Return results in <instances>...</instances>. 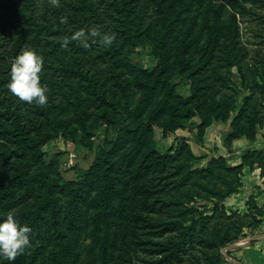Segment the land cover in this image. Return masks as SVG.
Here are the masks:
<instances>
[{"label":"rangeland","instance_id":"obj_1","mask_svg":"<svg viewBox=\"0 0 264 264\" xmlns=\"http://www.w3.org/2000/svg\"><path fill=\"white\" fill-rule=\"evenodd\" d=\"M45 1L52 5L50 0ZM209 2L214 8L204 22L203 13ZM194 3L188 22L179 24L180 27L169 35L160 33L162 16L150 7L146 20L152 23V28L146 33L142 46L123 44L134 52L129 59L104 60L95 53H65L58 47L49 46L43 37L39 46L32 47L35 50L38 46L36 52L43 59L40 82L47 85L48 104L53 105L52 114L58 120L55 122L58 128L54 122L39 120L42 133L47 137L46 143L41 152L31 151L25 158L18 157L17 161L30 165L32 172L43 169L50 177L62 179L56 182L52 200L44 207V216L50 218V223H42L40 230L31 229L30 246L16 257L29 256L31 264H100L104 252L109 249L116 254L118 263L129 264L124 260L128 251L137 257L147 254L144 248L151 246L153 241L181 240L185 234L179 230V225L183 223L185 227H193L186 235L187 241L178 245L176 255L164 258L159 264H213L218 258L226 264L225 248L233 242L248 239L246 236L260 229L262 214L253 215L255 209L251 206L246 211L228 209L222 201L220 204L226 214L220 208L216 213L212 210L214 202L219 200L211 193V188L223 187V183L217 179L218 169L208 170L215 152L206 149L198 153L200 149L194 148L191 141L195 136L200 137L197 124L202 118L194 116L184 127L176 129L177 134L188 138V149L184 146L185 140L165 133L162 128L180 122V118L176 119L172 114L174 101L196 93L199 95L195 102L201 104V112L206 113L213 107L220 112L230 111L226 120H213L229 122V132L237 116H242L244 127L249 128L253 110H258L259 118L255 137L264 128V45H254L256 38L252 27L256 24L247 21L250 15L245 18L235 15L242 5L251 10L250 1L194 0ZM233 3L237 8L232 6ZM222 4L223 12H216L217 5ZM43 5L44 1L39 2L37 11ZM21 26L19 21L7 25L2 33L4 42L14 40ZM214 29H219L220 33L215 57H208L210 61L206 66L195 71L196 64L205 62L204 57L212 47ZM235 36L239 47L235 44ZM49 38L54 39V36ZM184 46L188 48L181 57ZM154 51L163 54V60L171 65L170 72L175 76L181 75L178 67L184 66L183 75L155 87L154 68L160 61ZM76 64L84 72L89 70L106 97L86 90V81L77 76V69L71 73L66 67ZM76 101L81 102L89 130L73 109L72 102ZM156 112H159L156 120L160 125L154 123L153 131L138 152L136 149L140 144L133 139L132 133H127L126 123L136 117L150 120ZM38 131L37 125L33 127L34 134ZM105 147L112 150L107 152ZM152 148L157 150L154 157L148 155ZM107 153L113 164L108 173L109 179L114 181V189L99 202L97 198L107 192L104 185L100 189L97 184L107 172ZM92 164L95 167L89 181L85 182L84 175ZM201 168L205 170L203 174ZM174 173L178 175L174 176ZM43 177L45 174L34 182L31 190L16 185L11 193L1 194L0 217L11 211L21 224L32 227L30 221L35 219L34 212L42 206L44 197ZM185 177L189 178L187 185L181 186ZM7 195L9 197L4 198ZM84 195L94 200L91 210H87L81 197ZM71 202H75V219L68 215ZM192 207L197 211L190 209ZM20 216L24 217L21 219ZM53 217L60 230L52 223ZM220 234L234 239L224 246L218 241L212 245L209 241ZM163 254L157 256L160 258ZM18 263L3 260V264Z\"/></svg>","mask_w":264,"mask_h":264},{"label":"trees","instance_id":"obj_2","mask_svg":"<svg viewBox=\"0 0 264 264\" xmlns=\"http://www.w3.org/2000/svg\"><path fill=\"white\" fill-rule=\"evenodd\" d=\"M42 1H44V5L40 11H37L36 6ZM224 1L228 3V1L235 0ZM249 1L251 3V10L248 6L242 5L236 10L235 15H241L242 18H245V15H250V20L247 21L256 24L252 27L253 35L256 38L254 45H264V0H248V2ZM194 6V0H61L56 6L47 4L45 0H0V195L11 193V190L16 185H23L27 191L31 190L34 182L38 179L40 180L42 174H45L46 177L42 178V183L45 187L44 197L41 200L42 206L35 210L34 214L36 217L34 220L30 221L32 230H40L43 226L42 223H50V218L44 216V207L52 200V189L56 182H60L62 178L60 176L59 178H52L49 176L48 172L43 169L32 172L30 165L27 163L22 164L21 161L17 160L18 157L25 158L31 151L41 152L42 147L46 143L47 137L42 133V122H39V120L43 122L46 120L54 122L53 125L56 128H58V126L55 122L58 120L52 114V104H48V102L45 105H37L35 103L29 104L28 102L21 101L9 91L7 83L10 79L9 73L13 58L24 48H34L35 44H38L39 46L41 44L40 39L43 37L44 41H46L49 46L52 48L58 47L65 51V53L84 52L88 55H93V53H95V56L104 60L114 59L115 61H118L129 59L134 52L130 47H125L123 44L128 42L134 46H142V41L145 40L146 33L152 28V23L146 20V15L149 14L148 10L150 7H152L153 11L162 16L163 26L160 29V33H167L169 35L173 29L176 27L178 28L179 24L184 25L188 22V18H190L189 15ZM232 6L237 8L234 3ZM213 8L214 6L212 2H209L203 13L205 16L204 22H207L209 12ZM223 8L224 5L222 4L217 5V8L215 9L216 12L222 13ZM235 15H233V20L237 24V18ZM61 17H66V22L62 23ZM18 21L22 25L17 31L18 36L14 40L8 39L4 42L5 37L2 36L3 31L7 28V25L10 23H17ZM93 27L98 28L102 33H114L115 40L112 45L104 46L99 43L98 38L95 41L90 38V46L87 48L83 47L80 42L72 40L69 41L67 47L61 46V41L64 37H70L80 28L89 30ZM250 28L248 27V29ZM219 29L212 30L215 33L212 39V47H210L208 55L204 57L206 59L205 62H198L196 64L195 71L203 69L206 66L210 61L208 57H215L214 51L218 46L220 37ZM50 36H54V39L49 38ZM236 39L237 36H235V44L239 47V42ZM38 46L35 47V51L38 49ZM2 47L3 50H1ZM187 48L188 46L183 47V50L180 52L181 57H184ZM154 54L158 56L160 61L158 66L154 68L156 75L155 87L158 85L164 86L170 79H179L180 76L183 75L184 66L180 68L178 67L181 75L175 76V74L170 72L171 65L163 60V57L161 56L163 54H158L155 51ZM234 56H237V53ZM200 63L203 64L200 65ZM66 67L71 73H73V69H77V76L79 78H84L86 81V90H90L99 96L106 97L103 91L100 90V85H98L99 81L96 82L94 80L93 76L89 74V70L84 72L79 65L77 66V64L66 65ZM162 78L163 80H158ZM262 89H264V85H262ZM198 95L199 94L196 93L192 96L176 99L174 101L172 114L174 118H180V122L172 123V125L166 124V126L162 127L165 133H171L176 137H181L185 140L184 146L186 149L189 148L186 143L188 138L176 133L178 127H184L187 121L194 116L201 117V122L197 124V135L199 134L200 137L195 136L192 140L205 146L203 140L205 129L213 123V120H226L230 116V111L226 110L220 112L218 111V108L215 107L206 111V113L201 112V104L195 102ZM107 99L111 101L109 98ZM72 105L85 129L89 130L82 113L81 102H72ZM218 106L221 105L218 104ZM242 108L243 112L245 104ZM257 112L258 110H253L249 128L244 127L245 122H243L242 116H237L233 120L232 130L225 137L224 141L229 150H231L233 141L239 137L246 136L252 140L256 138V126L259 123ZM158 115L159 112H156L154 117H151L150 120H140L136 117L131 122L126 123L127 133H132L133 139L137 140V143L140 144L136 151L139 152L141 150L140 146L145 145V138L153 131L154 123H156L157 126L160 125L159 121L156 120V116ZM36 125L39 131L37 134H34L33 127ZM105 148L107 149V152L112 150L109 147ZM213 151L217 155L211 159L210 164L208 165V170L213 172V168L218 169L217 179L222 180L220 182L223 183V187L211 188V193L217 200H219L214 202L212 210L216 213L220 208L222 213L226 214V210L220 202L224 201L228 195L239 189L241 185V173L245 164L253 165L255 162H258L264 168V151L255 148H247L244 150L245 152L242 156V163L238 165H229L225 156L218 154L216 150ZM150 154L151 157H154V154L156 156L157 150L155 148L150 149L148 155L150 156ZM160 157L161 156L159 155L158 159ZM107 161L108 166H106L107 172L104 176L105 178L97 181L100 189L104 185L103 188L107 190L104 196L101 195L97 198V201L99 202L101 199L106 198L108 193L114 189V181L109 179L110 174L108 173L111 172V168H113V164L111 160H109V155ZM94 167L95 164H92L89 170L85 173V182L89 181L91 170L94 169ZM204 171L205 170L201 168L200 173L203 174ZM173 175L176 176L178 174L174 173ZM188 179V177H185L180 182V185H187L186 183ZM7 197L9 196H4V198ZM81 197L85 200L87 210H91L92 201L94 200L92 199L91 201L86 195ZM250 206L255 209V211L252 212L253 215L256 216L261 213V209L253 201H250ZM74 208L75 202H71L68 205V215L75 219V216L73 215ZM190 209L197 211L193 207ZM186 211L190 213L189 209ZM23 217L24 216H20L21 219ZM203 219L206 220V217ZM52 223L56 225L58 230H60L56 218L53 219ZM189 229H193V227H185L183 226V223H180L179 230L185 234L181 240L172 241V239H160L153 241L151 246L144 248L145 251H147V254L134 257L133 254H130L128 251L124 260L129 264H135L136 261H139V264H159L164 258L176 255L175 252H178V245L183 244L185 239L187 241L186 235L188 234ZM233 239L220 234L214 239L215 241L210 240L209 242L213 245L218 241L219 245L224 246L226 243L232 242ZM142 243L149 242L142 241ZM160 253L164 254L159 258L157 254ZM14 260L19 261L18 264L32 263L29 256L25 257L24 255L15 257ZM221 262V259L218 258L213 264H222ZM100 264L125 263H118L116 254L109 252L108 249L104 252Z\"/></svg>","mask_w":264,"mask_h":264},{"label":"crops","instance_id":"obj_3","mask_svg":"<svg viewBox=\"0 0 264 264\" xmlns=\"http://www.w3.org/2000/svg\"><path fill=\"white\" fill-rule=\"evenodd\" d=\"M230 130L229 122H213L209 125L203 134L205 146L192 140L194 148L202 150H216V152L227 158L229 165H238L242 163L244 150L255 148L264 151V128L255 139H249L246 136L235 139L231 150L225 145V135ZM196 131V129H195ZM198 147V148H197ZM216 154V153H215ZM217 155V154H216ZM253 201L260 209V229L246 236L243 244L236 248L229 249L225 255L226 264H264V168L255 162L253 165L245 164L241 173V185L239 189L228 195L224 199V204L228 209H239L246 211ZM229 251L231 255L228 254Z\"/></svg>","mask_w":264,"mask_h":264},{"label":"clouds","instance_id":"obj_4","mask_svg":"<svg viewBox=\"0 0 264 264\" xmlns=\"http://www.w3.org/2000/svg\"><path fill=\"white\" fill-rule=\"evenodd\" d=\"M50 3L56 6L59 0H50ZM66 20V17H61L62 23ZM90 38L94 41L98 38L99 43L111 46L115 40V34L102 33L96 27L89 30L80 28L70 37H64L61 46L67 47L69 41L72 40L80 42L83 47L87 48L90 46ZM42 67L43 59L34 49H22L11 62L7 88L21 101L45 105L48 102V88L46 84L40 82ZM30 232L31 227L21 224L13 212L10 211L4 217H0V264H3L5 259L14 260L30 246Z\"/></svg>","mask_w":264,"mask_h":264},{"label":"water","instance_id":"obj_5","mask_svg":"<svg viewBox=\"0 0 264 264\" xmlns=\"http://www.w3.org/2000/svg\"><path fill=\"white\" fill-rule=\"evenodd\" d=\"M241 244H243V241L235 242V243L231 244L229 247H226L224 252L226 253L229 249L236 248V247L240 246Z\"/></svg>","mask_w":264,"mask_h":264}]
</instances>
